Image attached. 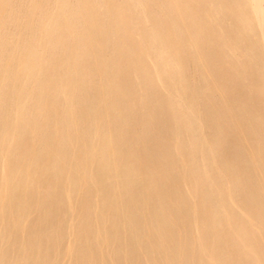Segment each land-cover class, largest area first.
<instances>
[{
	"label": "bare ground",
	"instance_id": "6f19581e",
	"mask_svg": "<svg viewBox=\"0 0 264 264\" xmlns=\"http://www.w3.org/2000/svg\"><path fill=\"white\" fill-rule=\"evenodd\" d=\"M0 264H264V0H0Z\"/></svg>",
	"mask_w": 264,
	"mask_h": 264
}]
</instances>
